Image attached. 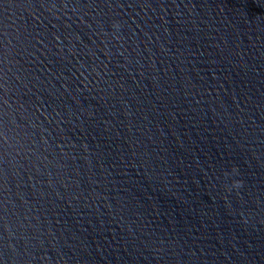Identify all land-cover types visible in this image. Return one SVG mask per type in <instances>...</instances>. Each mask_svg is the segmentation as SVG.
<instances>
[{"label":"water","instance_id":"95a60500","mask_svg":"<svg viewBox=\"0 0 264 264\" xmlns=\"http://www.w3.org/2000/svg\"><path fill=\"white\" fill-rule=\"evenodd\" d=\"M0 264H264V0H0Z\"/></svg>","mask_w":264,"mask_h":264}]
</instances>
